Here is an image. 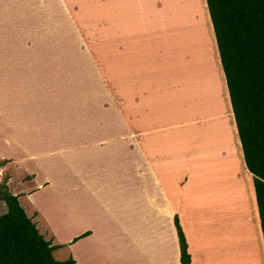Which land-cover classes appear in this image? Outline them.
<instances>
[{
    "label": "rangeland",
    "instance_id": "1",
    "mask_svg": "<svg viewBox=\"0 0 264 264\" xmlns=\"http://www.w3.org/2000/svg\"><path fill=\"white\" fill-rule=\"evenodd\" d=\"M92 1L79 0L74 5L72 0H0V157L3 154L10 157L0 160V168H7L3 173L0 171V216L8 211L1 196L5 192L10 194L19 190L18 184L21 187V182L48 184L55 189L53 200L62 201L64 196V200L70 203V196H66V193L70 195L72 180L88 181V165L97 174L110 170H129L130 162L127 164L124 160L126 155L130 154L131 159L135 160L137 144L142 142L143 137L156 133L151 125L155 124L156 119L145 120L138 117L141 113L137 109L139 98H135V94L137 96L140 90H133V97L128 98L126 94L123 102L112 98L114 96H108L109 91L115 97L121 96L127 89L120 81L119 68L109 63L112 57L102 44H94L92 39L96 36L103 39L100 31L103 29V20L99 23L100 20H92L85 15L89 14L87 11L90 10ZM148 1L142 0V7L149 9ZM161 4L166 5L170 22L165 31L161 30L160 51L166 56L165 65L171 76L173 74L176 77L177 71L183 69L181 72L185 75L188 86L185 97L188 108L184 119L192 131V139L195 143L201 141L203 152H207V156L215 151L210 155V161L216 158L218 161L220 158L224 160L223 170L214 169L217 171L214 174H202V183L206 185L203 190L206 187L217 189V208L215 212H211L210 207L203 210L201 220L210 218L211 224L216 225L215 230L231 235L233 240L237 236L241 240L252 235V229L248 227L254 221L255 210L252 177L246 167H243L235 122L232 114L227 115V101L223 89H220L223 83L218 78L219 66L217 64L216 67L214 60L215 54L218 57L219 54L212 40L210 20L203 0H161ZM164 16V13L159 15L161 18ZM81 31L93 32L91 39L89 34ZM152 52L154 51H142L145 55ZM206 57L210 59L206 60ZM173 68L177 71L173 72ZM215 70L218 75H215ZM215 76L218 79H214ZM106 85H110L108 90ZM219 90L223 92H217ZM180 110H173L169 117L176 116ZM153 113H148V116ZM26 114L28 117L24 118ZM179 114L182 116V113ZM27 119L41 122L42 126L47 123L53 128H59L51 130L56 136L58 134L57 143L53 134L49 135L48 140L45 132L40 137L31 132L29 134L21 124ZM126 123L128 128L125 129ZM187 134L189 136V132ZM7 135L12 137L11 141L7 139ZM111 139H118V143L112 144ZM102 140H109L102 146L104 148L98 145ZM127 140L132 145L126 146ZM10 143L18 146L13 144L10 147ZM78 143L83 144L79 152L76 146ZM199 155L206 156L201 153ZM238 157L242 172L237 168L239 171H234L228 165L237 164L235 159ZM77 161H80L84 171H78ZM10 178L11 185L6 186ZM46 180L50 182L46 183ZM77 182L74 184L77 185ZM35 190L40 191L33 186V189L22 196ZM40 197L41 193L36 200ZM197 198L203 202L210 201L208 194ZM19 202L27 217L35 220L36 216H33V210H29L30 206L27 203L23 206V202ZM246 213H249L250 218ZM63 215L70 221L69 210H64ZM52 221L57 225L61 224L58 218H53ZM33 224H36L35 221ZM208 229L214 231L210 226ZM243 253L245 254H236V258H233L237 264H264V254L261 252L258 251V255L262 256V261L256 254ZM65 255L67 254H58L53 258L56 261L62 258L61 261H64L71 256ZM91 255L96 254H89Z\"/></svg>",
    "mask_w": 264,
    "mask_h": 264
},
{
    "label": "crops",
    "instance_id": "2",
    "mask_svg": "<svg viewBox=\"0 0 264 264\" xmlns=\"http://www.w3.org/2000/svg\"><path fill=\"white\" fill-rule=\"evenodd\" d=\"M72 3L75 5L79 0H72ZM148 3L149 9L142 7V0H93L90 10L87 11L89 14H85L92 20H100L99 23L103 20L101 22L103 29L100 30L103 39L100 36L92 39L94 44H102L112 57L109 63L119 68L120 81L127 89L121 96L115 97L116 95L110 91L108 96H114L112 98H118L123 102L126 94L128 98L133 97L131 92L135 89L140 90L137 96L135 94V98H139L137 109L139 108L141 113L138 117L145 120L156 119L155 124H151L156 133L150 134L147 138L143 137L142 142L139 140L135 160L131 159L130 154L126 155L124 160L127 164L130 162L128 166L131 168L97 174L91 171L88 165L86 176L88 181L77 182L74 178L72 180L70 195L66 193V196H70V203L64 200V196L63 202L60 199L53 200L52 194L55 189L48 184L42 185L35 181L36 185L33 182H21V187L18 184L19 190L10 194L20 198L18 202L22 201L23 206L27 203L30 206L29 210L39 215L33 213V216H36L35 220L32 218L30 220L33 223L35 221V227L39 229L38 232L45 241L52 246H59L52 252L53 257L58 254H67L65 256L71 254L70 257L75 264H181L175 217H178L185 236L191 264H237L233 258H236V254H245L243 252L256 254L262 261L258 251L264 254V243L256 204L253 212L254 221L251 225L248 224L252 229V235H247L241 240L238 236L233 240L231 235L215 230L216 225L211 224L210 218L201 220L203 210L210 207L211 212L212 210L215 212L217 208V189L211 190L206 187L203 190L206 185L202 183V174L211 175L217 172L214 169L223 170L224 160L220 158L218 161L216 158L210 161V155L215 151L207 156V152H203L204 146H201V141L195 143L192 139V131L184 119V113L188 108L185 103L188 86L185 83V75L181 72L183 69L177 71L173 68V72H178V77H174L173 74L171 76L168 66L165 65L166 56L162 55L159 46L161 30L168 28L170 22L169 11L167 15L166 5L162 6L161 0H149ZM203 4L210 20L205 0ZM161 13H164V18L159 17ZM209 23L213 30L211 21ZM74 26L77 27L75 23ZM88 32L85 33L89 34L91 39L93 32ZM213 42L216 44L214 33ZM150 50L154 52L149 55ZM142 51L149 53L145 55ZM214 60L216 67L219 66L220 75L218 73L217 75L223 83V94L229 112L227 115L232 114L233 118L225 77L217 53ZM131 77L132 79L128 80ZM108 87L110 85H106V90ZM177 109L181 110L170 118V112ZM150 112H154L152 116H148ZM177 116L180 118L176 119ZM27 117L26 114L24 118ZM21 124L29 134H38L36 137L42 136L45 132L48 134L47 140L49 135L53 134L51 130H59L47 123L42 126L43 123L33 120ZM124 128H128L127 123ZM53 135L57 143L58 134ZM7 139L11 141L12 137L7 135ZM117 140L111 139L110 142L117 144ZM108 141H100L99 147ZM13 144L15 143H10L9 146H14ZM81 145L83 146L81 143L76 144L78 152ZM125 145L130 146L132 143L129 144L127 140ZM237 145L241 150L239 139ZM16 146L18 145L15 144ZM231 148L232 146L230 150ZM199 153L206 156L203 157ZM3 157L10 158L3 154L0 160ZM235 160H237L235 165L227 163L234 171H239L242 167L241 161L239 157ZM76 167L79 168L78 171L83 170L80 161L76 162ZM5 168H0V171L3 173L7 169ZM242 177L244 178L243 175ZM242 177L240 176V180ZM7 182L6 186L11 185V178ZM74 182H77V185ZM33 186L40 191L35 190L22 196L33 189ZM39 192L41 197L36 200L40 196ZM197 192L200 194H195ZM207 194L210 201L203 202L197 198ZM188 201L190 202L184 204ZM64 210L70 211L71 224L63 215ZM53 218H58L61 224L54 223ZM209 226L215 232L209 230ZM85 233L87 236L79 238ZM61 259L58 258V261Z\"/></svg>",
    "mask_w": 264,
    "mask_h": 264
},
{
    "label": "trees",
    "instance_id": "3",
    "mask_svg": "<svg viewBox=\"0 0 264 264\" xmlns=\"http://www.w3.org/2000/svg\"><path fill=\"white\" fill-rule=\"evenodd\" d=\"M205 1L243 161L252 176L264 243V0ZM3 199L8 211L0 216V264H75L71 257L64 261L53 258L52 252L59 246L44 240L17 196L5 192ZM174 224L180 263L191 264L178 217ZM85 236L87 233L79 238Z\"/></svg>",
    "mask_w": 264,
    "mask_h": 264
},
{
    "label": "bare ground",
    "instance_id": "4",
    "mask_svg": "<svg viewBox=\"0 0 264 264\" xmlns=\"http://www.w3.org/2000/svg\"><path fill=\"white\" fill-rule=\"evenodd\" d=\"M196 34H197V33H196ZM211 37H212V36H211ZM203 39H204V38H203ZM212 40H213V39H212ZM207 50H209V49H207ZM208 53H210V52H208ZM215 55H216V54H215ZM180 56H181V55H180ZM195 56H196V55H195ZM200 56H201V55H200ZM211 57H212V55H211ZM194 59H195V58H194ZM205 59L207 60V59H210V58H207V57H206ZM211 59H212V58H211ZM212 60H213V59H212ZM198 62H199V61H197V63H198ZM209 62H210V61H209ZM179 63H180V62H179ZM204 63H205V61H204ZM210 63H212V62H210ZM208 65H210V64H208ZM212 67H213V66H212ZM215 72H216V70H215ZM216 73H217V72H216ZM215 75H217V74H215ZM177 76H178V75H177ZM215 77H216V76H215ZM218 78H219V77H218ZM218 78L216 77V78H214V79H218ZM219 80H221V79H219ZM197 81H198V80H197ZM219 82H221V81H219ZM215 83H216V82H215ZM221 86H222V85H221ZM218 89H219V88H218ZM218 89H217V90H218ZM220 89H223V87H222V88L220 87ZM217 92H223V91H222V90H221V91L219 90V91H217ZM215 94H216V93H215ZM217 96H218V95H217ZM218 97H219V96H218ZM218 97H217V98H218ZM218 100H219V99H218ZM219 102H220V101H219ZM206 109H207V108H206ZM199 113H200V112H199ZM212 115H213V114H212ZM212 117H213V116H212ZM219 117H220V116H219ZM201 118H202V117H201ZM213 118H214V117H213ZM215 118H216V117H215ZM210 122H211V120H210ZM210 122H209V123H210ZM215 123H216V122H215ZM211 124H212V123H210V125H211ZM225 124H226V123H225ZM217 126H221V125H217ZM177 128H178V127H177ZM185 128H186V127H185ZM216 128H217V127H216ZM216 128H215V129H216ZM220 129H221V128H220ZM216 130H217V129H216ZM216 130H215V131H216ZM222 131H223V129H222ZM225 132H226V131H225ZM218 133H219V132H218ZM220 133H221V132H220ZM214 134H215V132H214ZM216 135H217V133H216ZM222 135H223V134H222ZM222 135H221V136H222ZM225 136H228V135L226 134ZM216 137H217V136H215V138H216ZM228 137H229V136H228ZM227 168L229 169V167H227ZM225 170H226V169H225ZM225 170H224V171H225ZM227 171H228V170H227ZM245 174H246V173H245ZM246 175H247V174H246ZM251 182H252V181H251ZM235 188H236V187H235ZM252 193H253V192H252ZM221 195H222V194H221ZM223 200H224V199H223ZM223 200H222V201H223ZM230 200H231V199H230ZM222 201H221V203L223 204ZM225 201H226V200H225ZM245 202H246V201H244V203H245ZM233 203H234V202H233ZM246 207H247V206H246ZM239 209H240V208H239ZM242 211H243V210H242ZM244 211H245V209H244ZM228 212H229V211H228ZM230 214H231V213H230ZM242 214H243V213H242ZM227 216H229V215H227ZM243 216H244V215H243ZM246 216L250 218L249 213H246ZM223 217H224V216H223ZM230 217H231V216H230ZM230 219H231V218H230ZM232 219H233V218H232ZM232 219H231V220H232ZM237 219H238V218H237ZM242 220H243V219H242ZM227 221H228V220H227ZM235 221H236V220H235ZM238 221H239V220H238ZM229 223H230V222L228 221V224H229ZM234 223H235V222H234ZM226 224H227V223H226ZM236 224H238V223H236ZM246 224H247V223H246ZM229 225H230V224H229ZM233 225H234V224H233ZM239 225H241V224H239ZM231 226H232V225H231ZM253 226H254V225H253ZM257 234H258V233H257ZM243 236H244V235H243ZM257 239H258V238H257ZM261 248H262V247H261ZM259 249H260V248H259ZM260 250H261V249H260ZM246 256H247V255H246ZM247 262H248V261H247ZM167 264H168V263H167Z\"/></svg>",
    "mask_w": 264,
    "mask_h": 264
}]
</instances>
